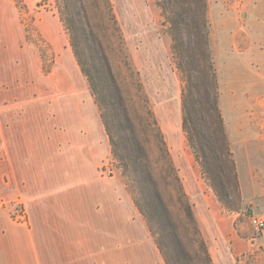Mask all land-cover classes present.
I'll list each match as a JSON object with an SVG mask.
<instances>
[{
  "label": "crops",
  "instance_id": "obj_1",
  "mask_svg": "<svg viewBox=\"0 0 264 264\" xmlns=\"http://www.w3.org/2000/svg\"><path fill=\"white\" fill-rule=\"evenodd\" d=\"M20 1L32 10L41 0ZM21 14L16 0H0V264H165L155 243L135 233V205L120 200L116 175L103 170L110 140L91 96L88 102L60 16L39 12L35 22L53 54L47 78L68 77L71 88L61 93L80 104L59 109L65 120L58 131L49 121L1 119L25 102L31 113L38 81L46 76L43 54ZM250 25L253 54L238 57L253 77L238 89L224 80L220 104L243 206L264 216V0H257ZM189 165L193 172L183 176L184 186L214 264H241L256 247L264 248V230L255 236L251 219L249 226L241 209L220 200L192 157ZM16 204L24 208L23 224L11 217Z\"/></svg>",
  "mask_w": 264,
  "mask_h": 264
},
{
  "label": "trees",
  "instance_id": "obj_2",
  "mask_svg": "<svg viewBox=\"0 0 264 264\" xmlns=\"http://www.w3.org/2000/svg\"><path fill=\"white\" fill-rule=\"evenodd\" d=\"M94 1L57 0V3L74 56L87 79L108 134L112 160L117 162L135 208L147 225L164 263L214 264L194 205L148 96L142 92L139 83L143 122L137 124L125 102L123 87L104 48L102 34L94 31L93 18L96 13H101L95 18V24L103 29L111 28L113 37L125 50V41L111 0ZM156 5L161 12L163 25L168 27L173 40V56L184 82L183 129L197 160L200 158L195 141L206 138L205 130L199 131L195 127V113L200 100L213 108L221 138L227 143L225 148L230 151L220 108L217 69L210 48L207 0H156ZM208 128V131L211 130V127ZM217 160L221 159L216 154ZM231 164L234 169L233 188L239 193L236 163L232 160ZM211 175L220 200L228 206V197L231 196V184L225 181L228 175L222 169L218 176L214 173ZM239 197L241 199L240 193Z\"/></svg>",
  "mask_w": 264,
  "mask_h": 264
},
{
  "label": "rangeland",
  "instance_id": "obj_3",
  "mask_svg": "<svg viewBox=\"0 0 264 264\" xmlns=\"http://www.w3.org/2000/svg\"><path fill=\"white\" fill-rule=\"evenodd\" d=\"M16 1L22 12L21 17L24 28L28 32V35H30V39L38 45L43 54L44 76L46 75L45 77L47 78L49 71H51L54 65L51 58L53 54L50 52L51 49L47 40L42 35L40 26L36 25L35 22L38 18H41L37 14L39 12L51 14L59 18L57 0H41L38 6L31 7L32 10L24 2L20 0ZM93 1L90 0V3H93ZM207 2L211 28L209 34L210 48L217 69V82L221 101L222 83H224V80L227 86L238 89L240 85L249 83L253 77L252 71L245 64H242L239 57L243 56L244 58L250 50L247 44L249 36L248 26L251 24L250 27H253L254 10L257 0H207ZM111 3L123 34L125 50H122L117 38L113 37L114 31L111 28L106 27V29H103L95 24L97 21L95 18H98L101 13H96L93 18L94 31L102 34L104 48L109 53L108 58L113 65L116 78L123 87L125 102L131 116L137 124L143 122L140 83L142 92H145L148 96L150 105L165 134L169 150L182 180L184 175H192L193 169L189 165L191 157L194 161L198 162L204 178L212 186L214 182H212L211 174L214 173V175L217 174L218 176L219 171L222 169L228 175V180L225 177V181L231 184V196L228 197V206L230 207H227L229 209H237L238 211L241 209L244 214L242 220L246 218V223L251 226L249 219L253 215V211L243 206L239 193L233 188L234 169L231 161L234 160V157L232 147L227 136L230 151L225 148V144L227 143L221 138L213 108L210 105L203 104L204 101L200 100L196 109L195 127L199 131L205 130L206 134L205 140L198 138L195 141L200 158L199 161L183 129L182 89L184 82L173 56L172 37L168 27L163 25V18L156 5V0H111ZM65 36L66 42L71 47L70 37L66 31ZM246 50L248 51L246 52ZM250 52L253 54V49ZM76 64L78 65L77 61ZM68 68L70 81L74 85L76 83V79L73 76L74 69L70 64ZM82 76L81 81L85 82L88 92V102H90L89 97L91 96L93 99V96L87 79L83 74ZM45 77L40 78L38 81L36 95L32 97L33 103L30 104L33 106L31 113L26 111V105L29 102H25L23 103V108L19 109L18 112L8 109L6 113L2 114L1 119L33 120L38 123L49 121L54 124L57 131L60 130L65 119L63 117L64 113L61 114L62 111L59 109H74L80 102L61 93V90L68 87L71 88L67 85L68 77L66 80H64V76H56L55 78L54 76H49L47 79ZM26 90L24 88L22 91L25 92ZM94 104L96 105L95 101ZM220 108L222 111L221 104ZM208 127H211V130L208 131ZM56 139H58V136H56ZM216 154L220 157V161H216ZM103 170L109 176L112 174L116 175L120 190V200L123 202L132 200L128 187L124 184L121 170L117 162L112 160V157L103 166ZM191 203L194 205L192 199ZM194 211L199 221L195 207ZM25 215L24 208L20 204H16L11 210V217L14 221H18V223L23 224L27 221ZM134 217L135 233H140L142 239L150 238L153 241L147 225L136 208ZM199 224L210 251L206 235L201 223ZM255 234L257 237L260 236L259 233ZM140 237L138 236L137 239ZM241 264H264V248L262 246L256 247L254 253L242 259Z\"/></svg>",
  "mask_w": 264,
  "mask_h": 264
},
{
  "label": "built area",
  "instance_id": "obj_4",
  "mask_svg": "<svg viewBox=\"0 0 264 264\" xmlns=\"http://www.w3.org/2000/svg\"><path fill=\"white\" fill-rule=\"evenodd\" d=\"M250 219L251 225L256 232L260 233L264 230V216L253 214Z\"/></svg>",
  "mask_w": 264,
  "mask_h": 264
}]
</instances>
